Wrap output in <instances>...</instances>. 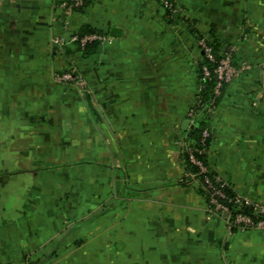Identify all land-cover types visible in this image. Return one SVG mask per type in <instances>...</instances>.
Masks as SVG:
<instances>
[{
    "label": "crops",
    "instance_id": "0c3cea01",
    "mask_svg": "<svg viewBox=\"0 0 264 264\" xmlns=\"http://www.w3.org/2000/svg\"><path fill=\"white\" fill-rule=\"evenodd\" d=\"M87 1L0 0V264H264V230H229L183 150L212 38L241 69L204 155L264 203V0ZM85 25L113 32L89 56L65 43ZM72 67L83 91L55 79Z\"/></svg>",
    "mask_w": 264,
    "mask_h": 264
},
{
    "label": "built area",
    "instance_id": "2783aa9c",
    "mask_svg": "<svg viewBox=\"0 0 264 264\" xmlns=\"http://www.w3.org/2000/svg\"><path fill=\"white\" fill-rule=\"evenodd\" d=\"M169 15L175 14L178 11L177 6L172 0H158ZM55 3L62 10L67 13L76 11L83 7L85 0H55ZM104 35L101 34H87L80 38L81 44L87 40L98 39L103 40ZM78 39L77 35H71L70 41ZM198 45L202 51V58L199 64V87L198 94L195 96L192 105L188 110V116L192 119L194 125L195 118L200 117L204 119L206 125L202 128L200 141L203 142L211 135V130L208 124V117L211 110L214 108V98L219 96L223 86L229 83L233 77L239 72L241 67H238L233 59V47L224 51L219 57L213 49V45L205 38L200 37ZM207 60L212 66H209L204 61ZM59 76V77H58ZM56 75V81L76 83L77 86H84L83 78L75 68L62 72L61 75ZM208 87V98H203L202 92ZM187 154L188 161L194 165L197 170L191 172V175L202 177V183L208 193L209 203L212 209L218 214L226 213L225 221L230 230L236 229L245 231L248 229H261L264 230V203L252 201L237 193L227 194L226 189L229 188L226 181L221 180L217 175L211 173L209 166L201 160L198 155L203 154L205 148H199L193 141L184 142V149ZM212 174V175H211ZM220 199L226 200L235 207L232 212L229 205L222 203ZM247 210V211H245Z\"/></svg>",
    "mask_w": 264,
    "mask_h": 264
},
{
    "label": "trees",
    "instance_id": "16d2710c",
    "mask_svg": "<svg viewBox=\"0 0 264 264\" xmlns=\"http://www.w3.org/2000/svg\"><path fill=\"white\" fill-rule=\"evenodd\" d=\"M87 2L88 1L85 0V4L83 5V7L80 6V8L78 10L83 9ZM167 12H168V14L170 13L169 11H167ZM87 34L108 35V34H113V32L111 30L110 31H103V30H99V29H96L94 27H91L90 25H85L79 31H77L76 33H74V35H77L78 36V39L74 40L73 42L76 43V46H77L78 51L83 56H89V55H91L94 52L96 46L98 45V41H99L98 39H92V40H87L83 44H81L80 38L82 36H84V35H87ZM210 43L213 45V49H214L217 57H219L224 51H227L229 49L228 47H225V48L220 47V45L218 44V42L215 39H213ZM204 62L207 63L209 66H212L213 65V63L211 64L207 60H205ZM209 85H210V83H208L207 87L202 92V96H203L204 99L205 98H208V87H209ZM205 125H206V123L204 122V119L203 118L196 117L195 118L194 125H193V127L191 129V132L189 134V137H188V141H193V143L195 145H197L199 148H202V147L203 148H206L207 145L209 144L210 139H211V135H210L209 137H207L205 139V141H203V142L200 141L201 131H202V128ZM198 157L201 160H203L204 163H206L208 165L204 153L198 155ZM184 159L186 161V164H187V167H188L189 171L192 172V173L193 172H196L197 168L188 161L187 154H186L185 151H184ZM211 173H212V171H211ZM198 178L202 181V179H201L202 177L201 176L198 177ZM226 191H227L226 192L227 194H232V191L230 190V188H227ZM220 200H221L222 203H225V204L229 205V207L231 208L232 212L235 211V207L232 206V204L230 202H228L226 200H223V199H220ZM245 211H247V210H245Z\"/></svg>",
    "mask_w": 264,
    "mask_h": 264
},
{
    "label": "rangeland",
    "instance_id": "374dc122",
    "mask_svg": "<svg viewBox=\"0 0 264 264\" xmlns=\"http://www.w3.org/2000/svg\"><path fill=\"white\" fill-rule=\"evenodd\" d=\"M87 4V3H86ZM64 11V10H63ZM64 13H66V14H69V13H67L66 11H64ZM103 37V40H100V41H98V44L100 45V44H103V43H105L107 40H109V38H110V35L108 34V35H104V36H102ZM199 38L200 37H198L197 38V45H198V40H199ZM206 39V38H205ZM209 42H211L213 39L211 38V39H207ZM58 42V41H57ZM60 43L62 42V41H59ZM68 42H70V40H69V38H67L66 40H65V43H68ZM76 45V44H75ZM198 47H199V45H198ZM229 48H231V47H229ZM200 49V48H199ZM201 53H202V51H201ZM62 73H59V74H57V76L58 75H61ZM59 77V76H58ZM234 78V77H233ZM57 82H60L61 83V81H57ZM64 82V81H63ZM66 82V81H65ZM68 82V81H67ZM71 84H73L74 85V87H77L78 88V90L80 91H83L86 87H87V83H86V81H85V79L83 78V85L84 86H82V87H80V86H77L76 85V83H71ZM187 116H188V113H187ZM188 120L190 121V123H192V119L191 118H189V116H188ZM205 152V151H204ZM188 175H190V176H194V175H191V173L190 172H186ZM185 173V174H186ZM201 181V180H200ZM201 183H202V181H201ZM202 187H203V189L205 190V187H204V185H203V183H202ZM207 197H208V193H207ZM259 203V202H258ZM260 203H262V202H260ZM208 205H209V208H213V207H211V205H210V203H209V197H208ZM213 210V209H212ZM225 212V211H224ZM222 213V214H219L220 216H222L223 217V219H224V222H225V224H226V221H225V216H224V214L226 215V213ZM226 226H227V224H226ZM227 228H228V226H227ZM230 230V229H229Z\"/></svg>",
    "mask_w": 264,
    "mask_h": 264
}]
</instances>
